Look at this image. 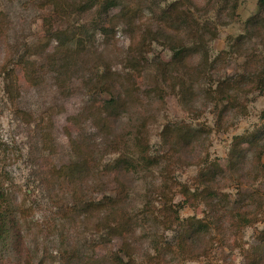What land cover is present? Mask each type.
Returning a JSON list of instances; mask_svg holds the SVG:
<instances>
[{
	"label": "rangeland",
	"instance_id": "obj_1",
	"mask_svg": "<svg viewBox=\"0 0 264 264\" xmlns=\"http://www.w3.org/2000/svg\"><path fill=\"white\" fill-rule=\"evenodd\" d=\"M116 1L104 12L84 5L86 0H0V182L18 220L21 259L118 264L129 256V264H264V255L250 262L264 229V136L250 144L264 131V92L254 88L257 75L264 79V30L235 42L247 32L257 0H237L233 16L223 0H191L197 27L206 38V29L217 36L206 39L205 57L192 52L172 75L161 69L171 51L148 39L156 17L174 0ZM123 5L130 22L119 17ZM72 33L82 36L80 47L74 37L59 45L57 34ZM221 51L228 54L218 58ZM20 58L29 62L32 81ZM131 61L140 62L138 71L130 69ZM4 70L12 72L13 99ZM105 73L115 82L110 93L102 85ZM229 79L237 88L218 99V83ZM111 95L124 106L104 133L92 116ZM165 128L188 131L190 139L167 154ZM135 136L167 159L152 167L135 164L124 176L110 164L131 149ZM236 136L248 141L231 168ZM87 152L89 171L82 179L58 176ZM213 165L219 169L210 186L214 208L200 199L186 201L181 186L200 192L195 177ZM105 197L119 200L114 220L128 219L120 235L109 229L115 223H109L110 210L94 209ZM241 207L258 215L239 231L229 216ZM13 242H0V264L17 263Z\"/></svg>",
	"mask_w": 264,
	"mask_h": 264
},
{
	"label": "trees",
	"instance_id": "obj_2",
	"mask_svg": "<svg viewBox=\"0 0 264 264\" xmlns=\"http://www.w3.org/2000/svg\"><path fill=\"white\" fill-rule=\"evenodd\" d=\"M223 7L228 14V16H233L235 14L236 8H237V0H223ZM118 1L116 0H86L83 4L89 3V7H96L97 10L102 9L104 12L112 7L113 5H116ZM189 5V8L186 5ZM190 6L191 9L194 8V3L191 2V0H174L171 2L167 7L161 10L160 14L156 17L155 22L157 23V27L153 33L150 34V39H148L151 43L152 42H161L163 41L164 44H166V47L169 51H171V60L165 64L161 69L163 72H167L168 75H172V72H175L176 74L179 72L177 68H182V66L185 63V59L189 58L193 53H195L196 50H201V54L205 57L206 56V50L205 44L206 39L212 40L215 39L217 36L216 31H211L210 29H206V34H208V37L206 38L205 34L201 32L200 28L197 27L195 22L193 21V16L190 14ZM119 17L123 19V21L130 22L132 20V15L130 13V10L127 9L124 5L121 7ZM264 0H257V8L255 14L250 16L246 22L245 25L247 27V32H245L244 35L240 36L235 42L243 43L245 39H248L250 33H259L264 30ZM184 34L183 37L181 35ZM72 37L76 38L77 45L80 47L83 42L82 36H74L72 33L68 38L65 36V34H57V42L59 45H62L64 42H70ZM231 44L229 47L230 52L233 50L236 46H234V43ZM227 51H221L218 55V58H222L223 56L228 54ZM68 58V59H67ZM67 59V60H65ZM65 59H63V62L65 63V67L68 68V63L70 60V56H67ZM21 63L23 67H25L26 76L27 79L32 81L29 62L26 60H22V58L19 59L18 63ZM128 66H130L131 70L138 71L140 69V62L137 61H131ZM177 69V70H176ZM161 71V73H162ZM4 77L6 82V91L9 95L10 99H13L14 95V86H13V79H12V72L10 70H4ZM110 74L105 73V80L102 85H105L106 87H109L105 91L107 93H110V90L113 88L115 83L112 78L109 76ZM104 78V76H103ZM110 79H112L110 81ZM171 80V85L174 88V83ZM176 81L181 82V77H175ZM113 81V82H112ZM119 81V80H118ZM174 81V82H176ZM121 84V81H119ZM254 88L260 90V92H264V79L261 78V75H257L256 80L254 82ZM122 85V84H121ZM237 82L232 80H227L226 82L222 81L219 82L217 85V95L218 99H222L223 97H230L228 94L229 90H235L237 88ZM172 88V89H173ZM124 101H120V96H110L107 99L102 100V103L94 108L95 114L92 116L94 118V122L96 124H100L99 128L101 131H104V133H107L109 129L110 121L114 118H116L119 113L123 110ZM104 115V117H102ZM260 119L264 120V111L260 114ZM162 144L163 147L167 148L166 153L169 154V152L174 149L173 145H179V144H186L188 140L190 139V134L187 132L179 131L176 129H168L165 128L162 131ZM173 135V136H172ZM262 136H264V131L261 134L260 138L257 140H252L250 142L251 146L256 145V143L260 140H262ZM134 141L130 147H125L124 151L125 153H121L120 156L115 158L113 162L110 164V167L120 171L119 174L122 175H128L129 173H132L133 167L135 164H141L144 167L149 166L152 167L156 165L159 161L158 158H161L163 160H166L167 157L164 154H160L159 156H154L150 150L149 143H146L145 140H141L138 136H135ZM256 139V138H255ZM248 140L244 138L243 136H236L233 138L230 152H229V167H235L237 163L241 160L243 151L241 149V145ZM80 156V155H79ZM89 154L88 152L85 154L81 153V159L76 162H71L68 165L62 166L58 170V176L63 177L67 181L71 180L74 182L77 179H82L85 174L88 173V161H89ZM219 169L216 165H213L211 167L205 168L200 170L196 177L195 182L197 186L201 187L202 190L200 192H190L187 190L184 186H181L180 192L185 197L186 201H193V200H203L205 204L209 207L214 208L212 204L213 194L214 192L210 190V186L214 183L217 177ZM8 195L5 193V190L0 182V242L2 244H5L8 238H11L14 240L13 246H12V252L15 253V258L17 260V263L15 264H31L29 262V259L26 258L24 260L21 259L22 250L20 247L19 242V233L17 232L16 224L17 221L14 217V208L8 203ZM119 200L115 201L114 198H103L102 201L95 203V210L98 211H104V210H110V219L109 223L114 221L113 225L109 226V229L117 235H120L127 227L128 219L126 220H114L115 213H118V209L116 207L118 206ZM116 209V210H115ZM166 211V210H165ZM252 211L249 210V207H241L237 210L233 211L232 215L229 216V218L232 221V226L235 230H242L245 226L251 225L255 222V218H257L256 213H251ZM231 214V213H230ZM113 216V217H112ZM112 217V218H111ZM174 220H177V216L172 217ZM198 225L201 227H205V225L201 222H198ZM256 241L258 243V248L253 249L251 251V263L258 262V260L264 255V229L259 231L256 235ZM262 249L259 252V249ZM128 260L124 261L121 259H117L118 264H129V260L131 257L127 256Z\"/></svg>",
	"mask_w": 264,
	"mask_h": 264
}]
</instances>
